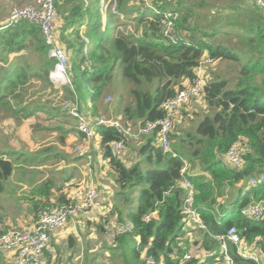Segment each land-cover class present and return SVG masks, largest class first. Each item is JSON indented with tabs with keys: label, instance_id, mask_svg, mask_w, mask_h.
Segmentation results:
<instances>
[{
	"label": "trees",
	"instance_id": "trees-1",
	"mask_svg": "<svg viewBox=\"0 0 264 264\" xmlns=\"http://www.w3.org/2000/svg\"><path fill=\"white\" fill-rule=\"evenodd\" d=\"M132 2L55 0L58 18L63 22L58 31L59 40L68 54L72 82L62 89L67 99L78 101L84 115L101 116L100 105L110 82L120 76L122 83L130 85L131 89L128 101L123 102V95L119 96L115 115L126 127L158 121L165 117L161 106L193 83L195 70L206 53L213 61L242 64L234 88L223 78L208 80L203 102L211 114L202 119L195 133L189 132L180 138V143L169 152L158 145L155 132L142 139L145 141L138 150L141 159L127 167L123 160L114 159L111 152V144L122 140L123 135L115 128L94 125L102 157L109 162L115 182L121 190L130 192L127 195L121 191L119 195L125 200L133 229L129 235L116 237V241L127 236L139 239V248L133 253L136 264H144L145 254L164 260L165 264H175L169 255L175 249L180 255L187 251L182 248L187 242L182 214L185 191L179 185L181 168L187 162L195 170L190 174L189 170L187 177L196 190L195 203L204 225L196 228L202 233V239L195 243L203 257L194 258L190 264H227L216 236L226 234L232 227L237 228L245 249L257 258L244 259L237 248L229 244L231 264H264V218L256 221L243 216L249 205L264 203V21L241 27L246 33L241 37L251 47L249 52L257 54L255 58L244 57L226 45L209 40L219 32H205L200 26L189 27L186 14L175 18L172 10L162 4L153 3L156 13L148 7L134 8ZM165 14L173 16L178 44L168 43L160 34V22ZM133 16L137 24L144 27L141 35L122 30ZM54 63L48 56L39 25L26 20L18 24L8 22L0 31V112L21 113L23 97L18 91H24L32 78H40L53 86L49 75ZM23 116L27 118L31 113ZM178 122L171 137L179 135ZM237 142L246 150L241 169L231 167L226 160ZM14 169L13 163L0 155V193L5 190ZM253 176L263 179L250 191H245V183ZM217 180L227 181L230 186L242 183L231 203H218L223 195L220 192L223 183ZM172 187L175 188L167 194ZM51 188V183L42 186L46 202L36 203L35 212L39 208L76 204L65 197L52 203ZM137 193L136 209L128 211L132 207L131 195ZM148 215H152V219L146 222ZM37 219L35 216V224ZM74 245L71 240V248ZM47 264L58 263L49 258Z\"/></svg>",
	"mask_w": 264,
	"mask_h": 264
},
{
	"label": "rangeland",
	"instance_id": "rangeland-1",
	"mask_svg": "<svg viewBox=\"0 0 264 264\" xmlns=\"http://www.w3.org/2000/svg\"><path fill=\"white\" fill-rule=\"evenodd\" d=\"M262 1L264 3V0ZM149 2H156L157 4L164 5L168 10H172L171 13L175 18H181L183 17V14H186L189 27L200 26L205 32H219L217 35L209 39L211 42L226 45L244 57H256V52H249L251 49L250 45L244 40V37H241L242 34H246L241 27L246 26L251 22L257 23L258 21H264V8L258 4L257 0H133L132 5L134 8H146V3ZM153 6L155 5L153 4ZM121 19L125 20L123 17H121ZM123 29H126L129 34H133L134 36L141 35L144 31L143 25L137 24L134 16L133 19L128 21L122 30ZM207 56L210 55L206 53L205 57ZM241 64V62H231L228 60L213 61L211 64H206L204 66L203 73L207 81L216 78H223L229 81V87L234 88L240 76L239 71ZM130 89V85L122 83L120 76L115 77L110 82L106 97L100 105L99 111L101 116L114 118L113 116L117 113L116 105L119 96L123 95V102L128 101ZM18 93L23 97V102H20L21 107L19 108L21 113L10 115L8 111L0 112V155L3 158L9 159L15 167L12 177H10L5 183L4 192L0 193V232L25 230L32 226L35 214L33 206L36 204L34 201L36 196H38L37 188L42 182L43 176L46 175V172L48 171L41 170L35 173V175L32 173L33 169H31V167H41L44 165L43 163H47V160L33 163L32 160L35 158L31 153V148L34 150L37 149V152L44 154L45 152L47 153L48 151L53 150V147H51L52 145L46 147L43 143L44 138H41V140L38 141L40 143L39 146L31 145V129L32 133H35L33 135L39 136L41 134L43 135L42 137H44V135L49 134L51 131L48 128L44 129L43 127L49 126L51 129L53 128L57 135L49 134L47 136L48 138L52 137L49 142L53 144H60L59 137L62 135V130L56 131V128L61 126L55 122V119L58 117L54 116L53 125H48L45 123L47 120L45 118H33L31 116L26 118L23 115L31 113V110L35 112L36 115L40 113V110L43 111L44 108L49 107L50 111L44 116L52 117L53 114L57 113L58 110H61L66 103H70L80 109L76 99H67L66 93L63 89L48 86L40 78L32 79L31 83L25 86L24 91L19 90ZM196 105L197 109L195 113L185 115L188 116V118L183 119V117H181L182 115L179 117L178 121L180 122L177 128L179 135L171 137V148L175 144H179V139L184 138L187 133H195L196 127L202 119L206 115L211 114L208 106L205 105L204 102L196 103ZM50 112H53V114ZM86 116L89 118L91 117L89 115ZM76 122L78 124V121ZM89 123L92 125L91 121H89ZM138 143L140 144L136 143V145L139 150L144 142ZM89 154H93L95 158L93 157L94 159H89L91 158ZM137 155L139 156V159H141L139 152H137ZM126 157L130 158V152ZM85 158L88 159L89 164L98 161L100 155L99 153L96 154V151L90 150ZM81 164L86 165L87 161L82 160ZM134 164L135 163H133V165ZM101 168L102 166L99 169ZM189 170V174L195 172L191 165ZM101 176H103L104 181L109 182L107 181L108 179H106L105 172H102ZM60 177V183L63 184V176L60 175ZM207 177L209 179L211 178L209 174ZM253 177L259 178L258 176ZM110 179L113 180L112 175L109 180ZM217 182L223 183L220 188V192H222L223 195L218 199V203L223 205L231 203L235 199L238 189L242 186V183L230 186L229 183L224 180H217ZM95 186L99 193L105 190L103 185L95 184ZM119 190L127 195L130 194L128 190H121L120 186ZM137 196L138 193L131 195L130 199L132 200V207L128 211H135L138 204ZM121 199L125 202L123 197ZM122 200H119V202L122 203ZM119 208L116 207V209L112 211L113 217L115 215L117 217L115 219L116 223L122 221L119 219H122V215L119 214ZM42 210H44V208H39L37 210V218L39 212ZM109 219H107V222H105L104 225L107 226L111 223ZM187 230L188 231L184 237L187 242L182 244L183 250H187L185 253L192 255L194 258H202L203 255L200 248L195 245L196 242L201 241L202 233L193 227H188ZM117 235L114 233L111 237V235L107 233L105 237L106 240H101L97 230L92 240H83L84 255L82 254V247L78 248L79 250H75V253L71 256L72 259L75 258V262L71 259L72 262L70 261V264H136L133 253L136 248H139V239H131L130 236H127L119 242L115 240ZM107 238L110 239L107 240ZM57 247L55 250H57L58 255L56 257L53 256L52 260L56 261L58 264L63 262L66 263L67 253L63 250L64 243H58ZM76 247L77 245L75 244V248ZM142 253L144 254L143 250ZM261 260L262 259H260V261Z\"/></svg>",
	"mask_w": 264,
	"mask_h": 264
},
{
	"label": "built area",
	"instance_id": "built-area-1",
	"mask_svg": "<svg viewBox=\"0 0 264 264\" xmlns=\"http://www.w3.org/2000/svg\"><path fill=\"white\" fill-rule=\"evenodd\" d=\"M262 0H257L258 4L264 7ZM39 7L15 8L11 12L9 23L18 24L21 21H30L41 27L43 39L48 48V56L54 60V67L50 72L49 78L53 83V87L62 89L65 85H71V77L69 75V58L66 48L59 40L57 27V11L55 0H38ZM146 7L157 13V9L152 2L146 3ZM160 33L164 39L171 44H178L179 38L176 32L175 23L172 14H165L160 22ZM87 41V39H85ZM213 62L210 56L204 57L196 68V78L193 83L167 100L162 106L165 117L154 122L142 123L138 122L135 127H126L119 117L107 118L104 116L96 118H88L77 106L70 103L64 104L62 111L78 121L77 129L84 136L86 142L90 143L97 140L94 125H103L115 128L123 139L111 144L112 157L116 160H123L128 150V142L133 139H139L141 136L153 135L157 132L158 145L165 152H169L171 148V135L176 128L182 111L192 102H203L207 79L203 70L206 64ZM110 99V98H109ZM77 103V102H76ZM89 121L92 122L90 125ZM74 152L79 157H86L88 149L83 145H77ZM246 150L241 142H237L235 146L226 155L228 164L236 169H241L244 164V156ZM90 159V158H89ZM190 166L184 162L180 174V187L185 191V198L182 206V214L184 215L185 224L183 230L187 232L188 227L203 228V221L197 209L195 199L196 190L192 182L188 179L187 174ZM263 177L250 178L244 185L245 191H250L257 186L259 180ZM175 187L170 188L167 194H170ZM100 193L95 187H91L86 192L84 200L76 202V204L63 205L61 207H47L39 212L36 224L33 228L25 230H10L0 232V252H14V260L11 264H46L45 254L51 251L53 242V233L63 228L70 220L77 218L84 211L95 208L99 202ZM243 216L251 220H260L264 218V203H254L249 205L244 211ZM152 215L145 217V221L149 222ZM115 233L123 235L130 232L128 227H113ZM220 242L221 250L225 256L226 263L231 264L228 256V245H234L239 254L244 259L256 260L253 253L245 249V244L236 227L230 228L226 234L216 236ZM169 257L175 264H190L194 257L188 253L180 255L178 250H174ZM144 264H165L164 260H157L153 255L144 256Z\"/></svg>",
	"mask_w": 264,
	"mask_h": 264
},
{
	"label": "crops",
	"instance_id": "crops-1",
	"mask_svg": "<svg viewBox=\"0 0 264 264\" xmlns=\"http://www.w3.org/2000/svg\"><path fill=\"white\" fill-rule=\"evenodd\" d=\"M25 7H39L38 0H0V31H2L9 22V18L11 16V12L13 9L25 8ZM62 25L63 22L61 21V18H58L57 20L58 31L60 30ZM196 103H200V102H192L188 107H186L182 111L181 113L182 116L181 115L180 116L183 117L184 119V118H188V116H185L186 114L195 113L197 109ZM49 111H50L49 107H46L44 108L43 111L40 110V113L35 115V112L31 110V117L45 118L47 119L45 123H47L48 125H53L54 116L58 117L57 119H55V122L56 124H59L61 126L56 128V131L62 130V135H60L59 137L60 144L58 143L53 144L49 142V140L52 139V137L51 138L47 137L49 134L57 135L53 128L51 129L49 126L43 127L44 129L48 128L51 131L49 134L44 135V137H42L43 135L41 134L39 136L33 135L35 133H32V129H31V145L39 146L40 143L38 141H40L41 138H44L43 143L45 144V146L48 147L52 145L51 147H53V150L48 151L47 153L45 152L44 154L37 152V149L34 150L33 148H31V153L35 158L34 160H32L33 163L34 162L38 163L39 161L47 160V163H43L44 165L41 167L40 166H36L34 168L31 167V169H33L32 173L35 175V173L41 170L48 171L46 172V175L43 176L41 182L42 184L40 183V185L37 188L38 196H36L37 200L35 199L34 202L36 203L41 202V204L46 202V198L42 195V191H43L42 186H44L47 183L52 184V188L50 190V200L52 203H55L61 197H65V199L79 202L84 200L86 192L88 191L89 188L96 187L95 184L103 185L105 187V190L100 192L99 202L95 208L89 210L88 212L82 214L81 216H78L75 219L70 220L63 228L53 233L54 237L52 242V249L51 251L46 252L44 258L45 263L46 264L48 263L49 258L52 259L53 256L56 257L58 255L57 250H55L57 244L64 243L63 250H65V252L67 253V260L66 263L63 262L60 264H70V261L72 259L71 256L73 253H75V250H79L78 248L82 247L83 249L82 254L84 255L83 240L85 241L92 240L97 230L100 239L106 240L105 237L107 233H109L111 237L112 234L115 233L113 227L115 226L128 227L130 231H132L133 225L131 224V222L127 217L126 205L125 202L121 199L122 197L119 195L121 191L119 190V185L115 182L113 170L109 162L102 157L101 148H100V139L97 138V140L90 143L86 142L84 136L81 133H79L77 129L76 126L77 120L75 121L73 117L67 115L64 111H62V109L58 110L57 113L54 114L53 112H50L53 114L52 117H45L44 115H46L47 112ZM113 117L117 118V115H114ZM146 137L148 136H141L139 137V139L131 140L128 150L126 152V155H128V153L130 152V158H127L125 155L123 159V161L125 160L124 163L126 164L127 167H132L131 165H133V163L138 162L139 159V156L137 155L138 146L136 145V143L140 144L138 142H144L142 141V139ZM79 144L85 146L88 149V153L90 150L96 151V154L99 153L100 158L98 159V161L96 162L90 161L91 163L88 164V159H86L85 157H79L74 152L75 146ZM89 156H91L90 159L95 158L93 154L92 155L89 154ZM82 160L87 161V164L82 165L81 164ZM101 166L102 168L99 169ZM102 172H105L106 179H108L107 181H109L110 183L103 180V176H101ZM60 175L63 176L62 177L63 184L60 183L61 182ZM111 175L113 177V180L112 179L109 180ZM119 200H122V203H120ZM35 205L36 204H34L33 206V211L35 213V214L33 213L34 219L32 221V226H30L29 228H33L35 225V216H36ZM116 207L118 208L120 207L119 209L120 211H122L121 213L122 219L119 218L122 221H118V223L115 222V219L117 218L116 215L114 217L112 215V211ZM107 219H109L111 223L106 226L104 225V223L107 222ZM115 235L117 234L115 233ZM117 237L119 236L117 235ZM110 238H107V240H109ZM71 240H73L74 244L77 245L76 248L75 245L73 248H71ZM14 259H15L14 252H0V262L2 264H11ZM72 261L75 262V258L72 259Z\"/></svg>",
	"mask_w": 264,
	"mask_h": 264
}]
</instances>
